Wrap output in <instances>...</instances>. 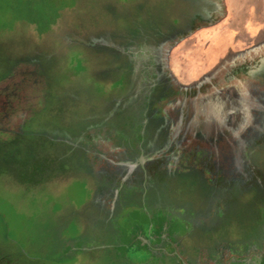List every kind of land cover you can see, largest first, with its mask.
<instances>
[{
    "label": "rangeland",
    "instance_id": "374dc122",
    "mask_svg": "<svg viewBox=\"0 0 264 264\" xmlns=\"http://www.w3.org/2000/svg\"><path fill=\"white\" fill-rule=\"evenodd\" d=\"M224 8L250 24L214 65L208 0H0V116L27 124L19 163L0 147V264H264V0ZM104 134L154 157L146 192L83 165Z\"/></svg>",
    "mask_w": 264,
    "mask_h": 264
},
{
    "label": "crops",
    "instance_id": "0c3cea01",
    "mask_svg": "<svg viewBox=\"0 0 264 264\" xmlns=\"http://www.w3.org/2000/svg\"><path fill=\"white\" fill-rule=\"evenodd\" d=\"M224 5H223V3ZM250 1L248 0V3L245 2V0H208V2L211 5L215 6V9L213 10L215 12L214 15H212V19L210 21L209 25L206 26H199V30H200V34L198 36H195L194 38H190V40H194V45L195 48L193 51L194 54L196 53L197 55H205V59L209 60L211 64L215 65V62L217 63L219 60H221L224 55L225 58L227 56H229L230 54L233 53V45L235 43V39H234V28H236V26L240 25L241 28L242 27H247L250 24V22H246V21H242L239 24L233 25V23H229L230 21V15L229 18L225 21L223 19H218L219 17V13L222 10L221 7L224 6L225 11L226 12H235L237 11L236 8L238 6H241L242 8V12H245L247 10V13L250 15V12L252 11L250 9ZM207 3V0H206ZM247 20H253L251 19V16H247L246 17ZM255 22H257L258 20H255ZM202 24V23H201ZM251 26H257V24H253ZM186 43V42H184ZM202 45H204V53L201 52L202 50ZM10 109L12 108L11 106H8ZM7 107V108H8ZM9 109V110H10ZM14 110V108H13ZM15 112V111H14ZM13 111L10 110V115L14 113ZM0 116V147H7L6 151H4V156L8 157V160L10 162H13V164H17L19 163V158L18 156L20 155L21 149H24V143H22L23 141V135L25 134V129H26V122H23L21 125H19L17 128L15 126L13 127H3L2 124L4 123H8L10 124L12 117L11 116ZM233 122V120L231 121V123ZM18 125V123H17ZM100 142H98L96 144V149L98 151V153L95 154L94 157V161H91L89 158V156L86 154L85 155V159L87 160L86 163L83 165L85 167H87L90 171H92L94 173L95 168H96V172L94 174H100L99 176H97V180L100 181L102 180L103 182H109L112 181L113 184H115V174H110L109 172H113L111 171V169L109 170L108 167H114L119 169V178H117L120 182V184H124V188L125 187H133L136 186L137 188L142 187V189L146 192L147 189L150 188V181L153 185L154 182V176L151 177V180L148 179V168L150 167L151 170V174L153 173V169L152 167L155 166V162L153 159L154 158L152 155H150L148 158V160H145L142 158V162L146 165L145 167H140L139 166V160H140V153L139 150L136 148L135 151H131L128 148H125L122 150V148H120L119 146L116 145L115 143V139H112V141L110 140L111 144H109V146H106V141H104V136L100 135ZM126 140L129 141H133V140H139V137L136 136V138L132 139L131 137H125ZM121 142L123 141H119V145L121 146ZM138 143V142H137ZM113 144V145H112ZM111 145V147H110ZM194 158H195V165H193V167H200L198 163H196V160H199L201 155H197L196 152L200 153V151H198L199 149H196V144H194ZM110 147L111 151H116V153L120 154V160L117 161H113L112 164H103L102 158L99 156V154L101 155L103 153L102 149H105L106 147ZM173 146V145H172ZM178 147V145H176V148ZM7 149L8 152H7ZM121 149V150H120ZM165 147H162V150H160L161 152H159L157 154L158 159L160 157H162V159L160 160L161 163L159 165H157V167H170V164L174 165L176 164L178 168L180 167H191L190 165H186L185 163V155H181L178 154L176 156V159H172L173 161L169 160V162L166 160L165 157L169 156V153H165L166 151ZM118 151V152H117ZM163 154V155H162ZM43 155V154H42ZM214 155H216V151L214 153ZM165 156V157H164ZM18 160H17V159ZM198 158V159H197ZM159 161V160H158ZM157 161V163H158ZM108 166V167H107ZM124 167V168H122ZM116 170V169H115ZM179 170V169H178ZM179 172V171H176ZM185 172L180 171V173ZM141 178L144 180L142 181ZM131 180H135V184L131 185L130 181ZM137 180V181H136ZM148 180H150L148 182ZM151 185V187H153ZM114 188V187H113ZM109 193V192H108ZM109 196V195H107ZM112 198H111V204H117L114 206V208L118 209L119 207L122 208L123 205H126L125 208H130L132 207L134 204L136 206H139L141 203L145 204V200H144V192H140L139 190L137 191V196L140 198L139 200L137 199L134 203L133 199L129 204L124 203L125 200L122 201V197L124 195H122V193H119V196L114 195L113 193L111 194ZM137 197V198H138ZM121 199V200H119ZM126 202V201H125ZM120 204V206H118ZM124 208V209H125ZM115 209V211H116ZM261 228H264V222H261L259 224V229L261 230ZM142 229H140L141 231ZM146 231V230H144Z\"/></svg>",
    "mask_w": 264,
    "mask_h": 264
}]
</instances>
